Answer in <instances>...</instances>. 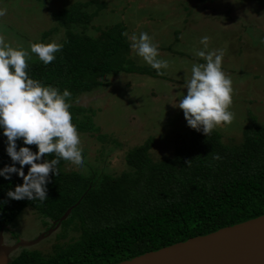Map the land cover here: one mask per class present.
<instances>
[{
	"label": "trees",
	"instance_id": "1",
	"mask_svg": "<svg viewBox=\"0 0 264 264\" xmlns=\"http://www.w3.org/2000/svg\"><path fill=\"white\" fill-rule=\"evenodd\" d=\"M250 2L264 12V0ZM106 6L104 0L77 1L53 13L56 26L41 42L60 33L57 43L63 48L47 66L35 54L27 61L31 78L70 91L69 111L78 133L98 132L91 118L94 112L77 106L78 99L106 87L102 78L128 72L130 63V44L122 35L125 26L102 29L93 23L99 14H107ZM5 142L0 133V167L12 163ZM17 145L25 146L20 140ZM152 145L150 138L128 150L125 170L118 175L68 172V162L61 160L59 174H49L43 202L8 198L6 192L22 179L16 174L10 180L0 177L4 232L26 209L50 228L76 205L60 226L65 233L76 222V239L53 245L48 254L35 248L20 250L10 264H117L264 215V126L246 127L238 145L224 144L214 130L208 136L192 130L172 156L158 161L150 154ZM27 146L36 150L35 145ZM28 167L24 166L25 174Z\"/></svg>",
	"mask_w": 264,
	"mask_h": 264
},
{
	"label": "rangeland",
	"instance_id": "2",
	"mask_svg": "<svg viewBox=\"0 0 264 264\" xmlns=\"http://www.w3.org/2000/svg\"><path fill=\"white\" fill-rule=\"evenodd\" d=\"M77 1L91 0H0V8L6 9L0 17V35L12 47L29 51L32 61L29 45L41 42L45 32L56 26L53 13ZM104 1L107 14H99L93 23L97 21L102 29L124 25L129 44L133 34L147 32L158 46V58L167 60L168 68L157 74L130 48L128 72L102 78L106 87L78 99L77 106L94 112L91 118L98 132H79L84 168L68 162L66 171L118 175L125 170V153L150 138L153 160L172 156L194 130L187 126L177 105L180 96L186 94L183 85L191 75L192 64L204 63L195 53L203 49L200 38L205 35L210 38L207 50H224L222 70L231 77L233 87L229 110L234 119L213 130L224 144L238 145L246 127L264 126V12L255 2L207 0L200 5L192 0ZM61 38L59 33L43 41L59 42ZM43 221L31 209L24 210L4 232V242L34 240L51 228ZM74 225L65 233L59 227L34 250L48 254L53 245L76 239Z\"/></svg>",
	"mask_w": 264,
	"mask_h": 264
},
{
	"label": "clouds",
	"instance_id": "3",
	"mask_svg": "<svg viewBox=\"0 0 264 264\" xmlns=\"http://www.w3.org/2000/svg\"><path fill=\"white\" fill-rule=\"evenodd\" d=\"M5 13L6 9L0 8V17ZM209 39L207 35L200 38L203 49L195 54L203 58L204 63L192 64L191 75L183 85L186 94L180 96L177 105L187 126L206 136L217 126L230 124L234 119V113L229 110L232 80L222 70L224 50H207ZM130 40L135 55L162 75L161 69L168 68V61L158 58V46L149 34H133ZM63 46L55 41L29 45L30 52L45 66L56 59V53ZM30 59L29 51L12 47L0 35V133L6 137L5 152L12 161L0 167V177L10 180L12 174H16L22 179V183L6 192L8 198L43 202L47 199L49 174H59L60 161L82 169L84 154L80 134L69 111L70 91L67 88L61 91L31 78L27 71ZM18 140L25 146L18 147ZM27 145H35L36 150ZM50 154L54 158H46ZM25 165L29 166L26 174Z\"/></svg>",
	"mask_w": 264,
	"mask_h": 264
},
{
	"label": "water",
	"instance_id": "4",
	"mask_svg": "<svg viewBox=\"0 0 264 264\" xmlns=\"http://www.w3.org/2000/svg\"><path fill=\"white\" fill-rule=\"evenodd\" d=\"M75 206L69 208L59 220L52 222V227L34 240L17 239L14 243H5L2 228L0 264H10L14 253L33 248L48 239ZM117 264H264V215Z\"/></svg>",
	"mask_w": 264,
	"mask_h": 264
},
{
	"label": "flooded vegetation",
	"instance_id": "5",
	"mask_svg": "<svg viewBox=\"0 0 264 264\" xmlns=\"http://www.w3.org/2000/svg\"><path fill=\"white\" fill-rule=\"evenodd\" d=\"M11 234H13V233H11ZM13 236V235H12ZM16 240V239H15Z\"/></svg>",
	"mask_w": 264,
	"mask_h": 264
}]
</instances>
